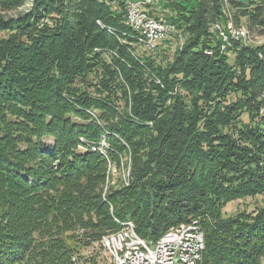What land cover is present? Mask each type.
Wrapping results in <instances>:
<instances>
[{
  "label": "trees",
  "instance_id": "trees-1",
  "mask_svg": "<svg viewBox=\"0 0 264 264\" xmlns=\"http://www.w3.org/2000/svg\"><path fill=\"white\" fill-rule=\"evenodd\" d=\"M161 2L173 53L125 0H0V264H83L128 221L149 245L194 221L198 264H264V202L225 213L264 199V43L214 30L264 36V0Z\"/></svg>",
  "mask_w": 264,
  "mask_h": 264
},
{
  "label": "built area",
  "instance_id": "built-area-1",
  "mask_svg": "<svg viewBox=\"0 0 264 264\" xmlns=\"http://www.w3.org/2000/svg\"><path fill=\"white\" fill-rule=\"evenodd\" d=\"M154 0H125V9L127 21L137 25L141 22V14H153ZM220 28L223 38H236L232 36V30H227L225 25L217 24ZM165 29L177 31L172 24L162 18V25L145 26L143 36L145 48H150L152 52H157L160 45L169 41H160L155 37V30ZM211 55V52H209ZM131 226L128 235L109 236L114 243V238H122L124 248L122 251H105L103 243H97L98 249L107 253L112 264H193V259L202 255V248L205 243L201 240V231L195 227V222L182 224L166 233L155 245H149L144 240H132ZM83 231L80 230L79 234ZM132 244L144 245V253H133Z\"/></svg>",
  "mask_w": 264,
  "mask_h": 264
},
{
  "label": "rangeland",
  "instance_id": "rangeland-1",
  "mask_svg": "<svg viewBox=\"0 0 264 264\" xmlns=\"http://www.w3.org/2000/svg\"><path fill=\"white\" fill-rule=\"evenodd\" d=\"M154 6L157 7V10L159 13H161V7H162V2L161 0H154ZM29 4L25 5V7L21 10H19L17 13H12L10 15H17L19 13H24L28 8H29ZM98 25L100 26V23H98ZM230 26H232V24H229ZM175 29L176 27L173 26ZM233 29H235L234 26H232ZM245 28V27H244ZM227 30L229 29L226 28ZM177 30V29H176ZM214 30L218 31L219 36H220V30L219 27L215 26ZM247 30V29H246ZM248 31V30H247ZM169 42L170 43V50L172 51V53L174 52L175 49H177V47H182L184 44V37L183 35L179 33V31H171V35L169 37ZM167 40V41H168ZM243 42H247V44L249 45H261L264 43V36H259V35H255V34H251L249 35V38L246 41ZM223 44V42H222ZM224 47L226 46V43L223 44ZM137 52L139 54H144L145 51L143 48H138ZM207 54L210 55V53L208 52ZM231 57V62L233 59V55H230ZM110 171V169H109ZM116 169L115 167H112V171L110 173V179H112L115 175H116ZM126 184H128V178H129V171L125 173L124 175ZM264 199L262 197H257V198H248L242 201H238L236 203L233 202L230 203L227 208L225 209V213L226 216H233L236 213L240 212V211H253L256 209V207H259L263 204ZM82 262L83 264H112V261L110 259V257L107 255V253L101 249L95 248V246H92L86 250H83L82 252ZM264 262V259H263Z\"/></svg>",
  "mask_w": 264,
  "mask_h": 264
},
{
  "label": "bare ground",
  "instance_id": "bare-ground-1",
  "mask_svg": "<svg viewBox=\"0 0 264 264\" xmlns=\"http://www.w3.org/2000/svg\"><path fill=\"white\" fill-rule=\"evenodd\" d=\"M225 14L227 16L229 15L228 10H225ZM141 22L142 23H138L137 25H135L133 23H130V21H128V24L130 25V27L134 31L139 33V35L141 36L142 43H145L144 36H143V31H145V26L162 25V20L156 19L151 14H141ZM219 30H220V28H219ZM228 30H232V36H238L239 40L236 38H223V34L220 31V39L224 43H229L231 41H246L249 38V33L246 30V28H244V27H242V28H236L235 27V29H233L232 26H229ZM170 35H171V31H169V30H165V29L155 30V37L160 38V41H167L169 39ZM146 49L148 51L152 52V50H150V48H146ZM121 226L122 227L118 232L116 231L110 235L111 236H118V234L119 235H128L130 227L134 226V224L131 221H128L126 223H122ZM195 227H198L200 229L201 240L205 243L204 234L201 230V227L199 226V224L197 222H195ZM172 230L168 231L167 233L171 232ZM132 240L143 241V239H141L139 237V235L136 233L135 227L132 228ZM100 243H103L105 251H122V249L124 248V241L122 238H114V243H113V241L111 240V237L109 235L104 237L100 241ZM97 247H98V245L95 244V248H97ZM204 250H205V248H202V254H203ZM132 252L133 253H144V245L132 244ZM201 259H202V255H198L197 258L193 259V264H198L201 261Z\"/></svg>",
  "mask_w": 264,
  "mask_h": 264
}]
</instances>
